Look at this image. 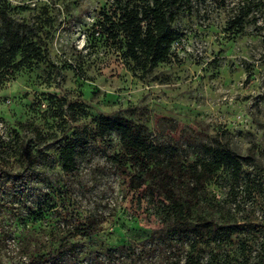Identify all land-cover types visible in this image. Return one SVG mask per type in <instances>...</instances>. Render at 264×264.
I'll return each instance as SVG.
<instances>
[{
    "label": "rangeland",
    "instance_id": "obj_1",
    "mask_svg": "<svg viewBox=\"0 0 264 264\" xmlns=\"http://www.w3.org/2000/svg\"><path fill=\"white\" fill-rule=\"evenodd\" d=\"M119 2L0 0V30L5 11L32 29L31 41L43 50L39 60L0 75V172L22 168L19 148L43 155L27 204L0 199L1 264H26L73 243L77 250L57 264H184L189 244L172 251L151 180L113 158L123 151L120 135L97 139L101 116L129 119L163 156L175 147L177 158L192 162L205 157L203 144H221L248 157L245 167L264 166V0H192L173 21L180 37L169 60L146 71L126 55L124 36L106 29L103 13ZM242 11L243 25L233 27ZM75 132L94 143L70 179L56 148ZM230 183L222 169L207 184L218 205L212 212L204 203L203 215L238 220ZM257 215L264 223V205ZM77 221L93 230L75 233ZM250 238L207 246L203 264L255 262L264 248Z\"/></svg>",
    "mask_w": 264,
    "mask_h": 264
},
{
    "label": "trees",
    "instance_id": "obj_2",
    "mask_svg": "<svg viewBox=\"0 0 264 264\" xmlns=\"http://www.w3.org/2000/svg\"><path fill=\"white\" fill-rule=\"evenodd\" d=\"M192 0H120L117 11L103 13L106 29L114 38L124 36L126 55L144 71L169 60L174 42L180 37L173 27L177 13ZM0 30V75L13 74L22 67L42 57L43 50L31 41L32 29L26 24L15 23L5 11H1ZM247 11H242L233 21V27H240ZM21 55V59L17 60ZM114 130L120 135L123 151L113 156L117 162H130L137 167V176L151 180V187L162 197L159 217L167 228V239L173 245V252L185 244L184 264H203V251L207 246L220 243L247 244L250 237L261 240L264 248V223L257 215L258 208L264 205V166L245 167L247 158L227 145L203 144V159L185 161L177 158L174 152L162 155V147L155 145L129 119L125 117L101 116L96 137L104 138ZM93 141L86 135L75 132L73 136L56 148L64 176L77 178L82 161L88 156ZM22 168L13 175L0 172V199L15 205L27 204L33 193V184L41 176L40 155L33 156L19 148ZM44 154V153H42ZM47 154H44V156ZM162 155V156H161ZM229 172L231 183L228 196L234 210L240 215L234 224L221 223L213 217L203 215V204L212 212L217 203L212 200L207 184L215 180L221 170ZM248 195L250 198L247 200ZM1 201V200H0ZM216 206V207H215ZM19 208V207H18ZM198 217L197 222L194 217ZM75 233L88 235L93 227L89 223L77 221ZM150 238H155L151 235ZM77 243L62 250L32 255L26 264H57L69 251L77 250ZM110 250L107 251L110 261ZM1 264V262H0ZM264 264L260 253L253 263Z\"/></svg>",
    "mask_w": 264,
    "mask_h": 264
}]
</instances>
